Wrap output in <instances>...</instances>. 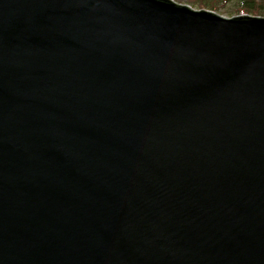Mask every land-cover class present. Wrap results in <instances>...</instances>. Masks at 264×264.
I'll return each mask as SVG.
<instances>
[{"label": "water", "instance_id": "obj_1", "mask_svg": "<svg viewBox=\"0 0 264 264\" xmlns=\"http://www.w3.org/2000/svg\"><path fill=\"white\" fill-rule=\"evenodd\" d=\"M0 264H264V16L0 0Z\"/></svg>", "mask_w": 264, "mask_h": 264}, {"label": "trees", "instance_id": "obj_2", "mask_svg": "<svg viewBox=\"0 0 264 264\" xmlns=\"http://www.w3.org/2000/svg\"><path fill=\"white\" fill-rule=\"evenodd\" d=\"M227 1V0H224ZM236 10L239 13H249L264 16V0H237ZM225 3H221L220 0H193L190 5L197 6L199 8L205 7L212 10L220 9Z\"/></svg>", "mask_w": 264, "mask_h": 264}, {"label": "rangeland", "instance_id": "obj_3", "mask_svg": "<svg viewBox=\"0 0 264 264\" xmlns=\"http://www.w3.org/2000/svg\"><path fill=\"white\" fill-rule=\"evenodd\" d=\"M179 3H183V4H191V2H193V0H175ZM221 3H225L223 6H220L217 11L214 10L215 12H217L218 14H221L223 16H226V17H231V16H235V15H239V14H242V13H239L236 9V4L238 3L237 0H227V1H224V0H220ZM194 8H197V9H200L199 7L197 6H193ZM202 8H205V7H202ZM209 9V8H207ZM244 14H249V13H244ZM251 15H256V14H251ZM257 16V15H256ZM259 16H263V15H259Z\"/></svg>", "mask_w": 264, "mask_h": 264}]
</instances>
